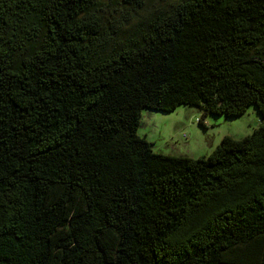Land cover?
Here are the masks:
<instances>
[{
  "label": "trees",
  "instance_id": "1",
  "mask_svg": "<svg viewBox=\"0 0 264 264\" xmlns=\"http://www.w3.org/2000/svg\"><path fill=\"white\" fill-rule=\"evenodd\" d=\"M182 105L263 123L155 152ZM0 264H264V0H0Z\"/></svg>",
  "mask_w": 264,
  "mask_h": 264
},
{
  "label": "rangeland",
  "instance_id": "2",
  "mask_svg": "<svg viewBox=\"0 0 264 264\" xmlns=\"http://www.w3.org/2000/svg\"><path fill=\"white\" fill-rule=\"evenodd\" d=\"M202 114L200 108L187 105L171 112L144 109L138 134L146 137L157 153L199 158L209 156L225 136L243 138L263 123L255 105L234 118L209 114L200 123Z\"/></svg>",
  "mask_w": 264,
  "mask_h": 264
}]
</instances>
